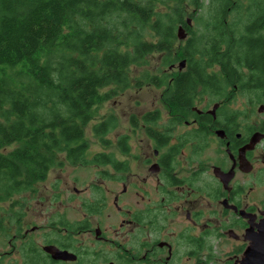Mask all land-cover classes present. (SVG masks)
<instances>
[{
    "label": "trees",
    "instance_id": "1",
    "mask_svg": "<svg viewBox=\"0 0 264 264\" xmlns=\"http://www.w3.org/2000/svg\"><path fill=\"white\" fill-rule=\"evenodd\" d=\"M161 2L172 4L161 11ZM179 26L189 36L175 46ZM156 54L160 73L144 70L137 86L163 88L173 120L203 96L245 92L264 104V0H0V203L44 180L59 153L86 163L83 127L110 97L101 89L128 88L131 68ZM158 119V111L144 115L161 148ZM114 124L110 116L94 132Z\"/></svg>",
    "mask_w": 264,
    "mask_h": 264
},
{
    "label": "flooded vegetation",
    "instance_id": "2",
    "mask_svg": "<svg viewBox=\"0 0 264 264\" xmlns=\"http://www.w3.org/2000/svg\"><path fill=\"white\" fill-rule=\"evenodd\" d=\"M240 95L234 91L211 108L195 106L194 102L179 111L181 119L173 120V112L166 108L160 126V121L154 126V131L161 134V148L156 147V137L150 135L151 125L143 115L140 129L154 144L155 159L151 161L129 149L126 154L130 161L121 167L127 176L135 177L139 172L134 171L133 162L140 160L142 168L156 175L154 206L126 209L120 228H104L98 222L93 227L88 217L100 214L105 204L112 203L121 211L119 195L109 190L108 196L100 194L95 208L85 205L87 220L84 217L73 223L64 218L59 223L61 234L55 238L30 244L27 230H14L8 247L16 256L8 264L30 260L41 264H218L213 252L219 242H214L221 238L233 243V260L229 258L224 264H237L248 245L247 229L255 230L264 217V119L247 122L248 114L242 110L246 105ZM254 135L256 141L252 142ZM97 153L103 156L100 168L105 167L98 171L101 179L117 182L119 160L111 153ZM126 185L122 191H127ZM134 194L139 195L140 190ZM124 225L133 228L123 230ZM46 245L66 251L67 258L55 259L43 249ZM9 252H0V264Z\"/></svg>",
    "mask_w": 264,
    "mask_h": 264
},
{
    "label": "rangeland",
    "instance_id": "3",
    "mask_svg": "<svg viewBox=\"0 0 264 264\" xmlns=\"http://www.w3.org/2000/svg\"><path fill=\"white\" fill-rule=\"evenodd\" d=\"M167 4L161 2V11L167 9V6H165ZM188 11L194 14L196 10L194 7H189ZM185 20L189 21L187 25L190 27V31H196L199 28L194 17L188 16L185 17ZM184 30L186 37L184 39H178L177 37V42H173L175 46L182 44L189 36V31L186 28ZM178 63L179 61L175 63V71H178ZM159 64L160 54L149 56L147 63L131 68L129 73L131 85L128 88L122 89L109 86L101 89V92H108L107 94L110 97L94 106L91 120L83 127L85 142L88 146L84 155L87 160L86 163L77 162V164H72L69 162L70 160L65 158L64 152L59 153L56 156V163L49 170L44 180L35 183L31 191L16 194L12 199L0 203V213L4 216L5 225L8 226L0 233V252L11 251L5 253L3 264L10 263V259L16 256V252L8 247V239L14 230L20 229V227L27 230L26 238L32 240L29 242L30 244H35V242L40 244L45 238H55L59 235V232L61 234L62 230H60L59 223L64 218L73 223L83 220L84 217V221L87 220V215H84L87 212L85 205H93L95 208L99 204L96 201L100 200V194L105 192V195L108 196L109 190L113 195H119L118 205L121 207V211L117 210L112 203L107 204L108 206L105 204V208L100 214L88 217L93 227L98 222L104 228H120L122 220L126 218V209L134 210L135 207L147 209V207L154 206L157 199L156 175L149 174L147 169L142 168L140 160L133 162L134 171L139 172L135 173L137 176L133 177L131 175L130 177L127 176L128 173L126 174V172H118V181L113 184L101 179L98 171L105 167L100 168L99 162L93 160L100 154L97 152L111 153L126 166L130 161V157L126 154L129 149L133 154L139 152L142 156L150 158L151 161L155 159L153 157L155 146L145 132L140 129V119L148 112L158 111L159 119L157 121H160V126L161 113H166L167 110L163 102L164 89L148 85L146 82L137 86V79L143 78L141 76L144 70L149 71V73H160V71H157ZM247 94L243 92L239 96V99H242L246 105L243 108L240 106L245 115L248 114L247 122L263 120L264 109L262 112L257 110L261 102H257L255 97ZM217 100L220 99H210L203 96L202 99L196 101L195 106L201 105L204 108H211ZM110 116L114 117V126L105 134L97 136L94 132V126L107 120ZM121 141H124V146H127L126 151L120 148L119 142ZM15 146L16 144H12L7 147V150H11ZM160 152L161 150H159ZM142 156L139 159H143ZM144 176L146 177L145 180H143ZM127 183L133 184V186L129 187L126 185ZM123 185L128 186L127 191H122ZM101 187L103 189L99 192ZM74 188L78 191H75ZM136 189L140 190L139 195L134 194ZM262 192L261 199L263 203L261 208H264V189ZM142 195L144 196V202L141 201ZM16 217H18V220ZM127 228H133V226L124 225L122 227L123 230ZM217 241L219 246L213 252L214 260L218 264H224V261L229 258H231L229 260H233V257H231L234 253L231 252L233 249L232 241L221 238L216 239L214 244Z\"/></svg>",
    "mask_w": 264,
    "mask_h": 264
},
{
    "label": "water",
    "instance_id": "4",
    "mask_svg": "<svg viewBox=\"0 0 264 264\" xmlns=\"http://www.w3.org/2000/svg\"><path fill=\"white\" fill-rule=\"evenodd\" d=\"M187 22L189 23V21ZM176 34L179 39H184L186 37V32L182 26H179ZM185 64L186 61L181 60L178 64V69L182 70ZM262 109L263 106H259V111H262ZM256 135H254L252 142L256 141ZM256 227L255 230L252 227L247 229L245 239L248 240V245L241 257L238 258L237 264H264V217L260 219ZM43 249L50 253L55 259H66L68 256L66 251H61L53 245H46Z\"/></svg>",
    "mask_w": 264,
    "mask_h": 264
}]
</instances>
